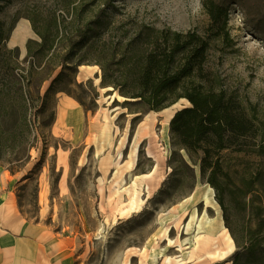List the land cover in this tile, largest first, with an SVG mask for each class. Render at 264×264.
Returning <instances> with one entry per match:
<instances>
[{
    "label": "rangeland",
    "instance_id": "rangeland-1",
    "mask_svg": "<svg viewBox=\"0 0 264 264\" xmlns=\"http://www.w3.org/2000/svg\"><path fill=\"white\" fill-rule=\"evenodd\" d=\"M40 1L46 6L52 2ZM205 1L76 0L75 5L83 23L95 20L102 10L111 14L107 39L116 42L139 31L145 34L146 28L152 34L168 29L210 36ZM212 1L227 10L226 35L208 39L203 66L206 80L202 82L222 91L252 122L253 131L239 145L222 151L219 158L234 181L255 174L262 177L264 0ZM14 12L8 7L0 18L12 20ZM25 21L20 18L15 23L6 43L7 48H19L20 60L26 55L27 40L37 39L30 24L29 33L21 32ZM88 43L86 63L75 76L78 86L64 78L60 86L69 93L55 87L41 109V102L31 105L27 138L19 135L14 142L0 145V245L6 247L7 238L40 233L50 244V252L59 254L52 264H162L165 256L178 255L187 259L190 248L183 245L178 252L161 237L175 219L173 214H161L180 204L177 216L184 214L183 224L195 216L180 236L187 247H192L195 235L215 237L223 228L234 241L233 251L223 260L185 264H232L236 253L235 264H246L245 247L264 238V213L228 209L226 227L214 188L200 176V153L178 150L170 133L171 118L188 107V101L181 99L158 111L125 105L126 99L111 86L100 84L102 71L94 63L100 41L93 38ZM110 73L117 74L115 66ZM49 84H42L40 96ZM240 146L243 150L237 151ZM148 149L155 158L147 155ZM175 150L180 157L172 156ZM156 160L155 180L163 179L146 197L148 181L141 177L152 171ZM9 169L16 172L11 174ZM255 186L264 197V188ZM134 190L135 208L130 211L127 207ZM247 227L254 231L247 233ZM169 236L176 237L172 227Z\"/></svg>",
    "mask_w": 264,
    "mask_h": 264
},
{
    "label": "trees",
    "instance_id": "trees-1",
    "mask_svg": "<svg viewBox=\"0 0 264 264\" xmlns=\"http://www.w3.org/2000/svg\"><path fill=\"white\" fill-rule=\"evenodd\" d=\"M75 2L52 0L46 6L40 0H0V13L8 7L15 11L12 20L0 18V145L14 142L19 135L27 138L31 105L41 102V109L55 87L59 92L69 93L60 86L64 78H68L70 85L78 86L75 82L78 67L86 63L88 41L95 38L101 43L94 60L102 71L100 84L111 86L112 91L126 99L125 105L158 111L178 100L188 101L189 106L171 118L170 133L178 150L189 155L200 153L197 160L200 176L214 188L226 227L229 229L228 209L264 213V197L255 186L264 188V176H242L234 181L219 158L222 151L253 135L252 122L222 91L216 92L202 82L206 80L203 66L208 39L220 37L223 32V37L226 35V8L212 0L203 3L210 36L168 29L152 34L146 28L145 34L139 31L125 41L114 42L107 39L111 14L102 10L95 20L83 23ZM20 18L29 22L37 38L27 40L22 60L18 47L6 46ZM111 66L116 67V75L110 73ZM46 81L50 84L40 96V88ZM242 150L241 146L237 149ZM172 156L181 155L175 150ZM9 172L16 171L9 169ZM246 229L249 234L254 231ZM244 252L246 264H264V238L250 242ZM237 256L238 253L232 264Z\"/></svg>",
    "mask_w": 264,
    "mask_h": 264
},
{
    "label": "bare ground",
    "instance_id": "bare-ground-1",
    "mask_svg": "<svg viewBox=\"0 0 264 264\" xmlns=\"http://www.w3.org/2000/svg\"><path fill=\"white\" fill-rule=\"evenodd\" d=\"M19 29H21V32L23 33H29L30 27H29L28 21H25L24 24H21ZM147 155L153 158L156 157L150 149L147 150ZM157 172L158 170H157V160H156V164L154 168L152 169V171H150L147 174L142 175L141 177L145 179V182L148 181L145 185V190H144L146 193V197L149 196L150 191H152L155 188L159 180L163 179V177L160 176L157 178V180H155ZM136 192L137 191L134 190L131 196V199L129 201V205L127 207V209L130 211L134 210L135 208L134 207L135 206L134 197H135ZM143 202H144L143 199L140 200V204H142ZM179 207H180V204H176L172 206L168 211L161 214V216H164L165 214L175 215V219L173 220L172 224L168 225L164 229L161 237L164 241H166L167 246L169 248H176L178 252L182 251L183 245H184V248H190V251L188 253V258L184 259L181 257V255H178L175 257L165 256L163 258L162 264H185L193 260L199 261V260H205V259L208 261L223 260L228 254H230L233 251L234 241L226 228H223L222 231L219 232L217 236L215 237L208 236L207 234H197L193 238L192 247H187L186 240L181 241L180 236L183 231L184 232L187 231L188 227L190 226L191 219L193 220L195 216L193 217L191 216L189 222H187L186 225L183 224L181 221H182L184 214L181 216H177V211ZM125 210L126 209H124L122 213H124ZM171 227L176 230V237L174 238H171L169 236V229ZM198 252H201L200 256L197 255ZM141 264H144V263L142 262Z\"/></svg>",
    "mask_w": 264,
    "mask_h": 264
},
{
    "label": "crops",
    "instance_id": "crops-1",
    "mask_svg": "<svg viewBox=\"0 0 264 264\" xmlns=\"http://www.w3.org/2000/svg\"><path fill=\"white\" fill-rule=\"evenodd\" d=\"M21 229L18 228V231ZM50 244L41 239V234L34 237L7 238V246L0 245V264H52L53 255L50 252Z\"/></svg>",
    "mask_w": 264,
    "mask_h": 264
}]
</instances>
